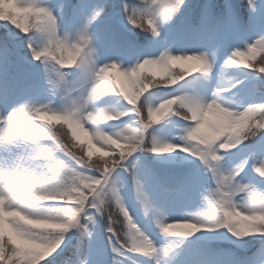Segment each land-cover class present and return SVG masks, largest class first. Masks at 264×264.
Wrapping results in <instances>:
<instances>
[{
    "label": "snow or ice",
    "instance_id": "snow-or-ice-1",
    "mask_svg": "<svg viewBox=\"0 0 264 264\" xmlns=\"http://www.w3.org/2000/svg\"><path fill=\"white\" fill-rule=\"evenodd\" d=\"M0 22V264H264V0H0ZM173 117L178 142L150 132Z\"/></svg>",
    "mask_w": 264,
    "mask_h": 264
},
{
    "label": "rangeland",
    "instance_id": "rangeland-1",
    "mask_svg": "<svg viewBox=\"0 0 264 264\" xmlns=\"http://www.w3.org/2000/svg\"><path fill=\"white\" fill-rule=\"evenodd\" d=\"M33 22H35V21H33ZM10 24V23H9ZM177 43H179L178 41H177ZM263 52L262 51H260V50H257V52L255 53V57L256 56H258L259 54H262ZM61 56H63V58L65 59V61H67V58H68V52H63V53H61V52H57L56 53V57H57V59H59ZM255 59V58H254ZM254 59L251 61V63L254 61ZM245 62H248L247 60L245 61ZM53 63H55V61H53ZM73 66H75L74 64L72 65V67ZM190 65H187L186 64V66H183V67H189ZM238 66H240V67H242V65H238ZM235 67V66H234ZM65 69H67V67H65ZM68 70V69H67ZM174 71H179L180 70V67L179 66H177V67H175L174 69H173ZM118 71V70H117ZM144 73L145 74H150V73H155L156 75H155V78L156 79H159L160 78V75H159V69H157V68H148V69H145L144 70ZM194 74V73H193ZM111 75L114 77V78H116L117 77V72H112L111 73ZM200 84L201 85H203V87H204V89L203 90H200V94L206 99L207 98V96H208V93L211 91V88H212V86L216 83V74L215 73H213V75H212V78H211V81L210 82H208V83H206L203 79H201L200 81ZM121 83L123 84L124 83V81H123V79L121 78ZM124 87H125V89L127 90V85L126 84H124ZM232 90H234V89H232ZM236 90V89H235ZM233 99H236L235 97H233ZM117 108L119 107V105H115ZM52 123H54V124H63V122H58V121H53ZM108 123V124H107ZM112 123H118V122H109V121H102V122H100V127H102V128H104V130L105 131H110V130H117V129H112V128H109V125L110 124H112ZM163 123V125H164V122H162ZM161 123V124H162ZM166 123H167V130H166V133H165V135L164 136H161V134H158L157 135V138H160V139H163V140H169V141H171V142H178V129H179V126L183 123L182 121H180V120H178L177 118H175V117H173V118H171V120H166ZM161 124H159V125H161ZM63 125H65L66 127H67V129H68V126H67V124H63ZM175 125V126H174ZM157 126V125H156ZM156 126L154 125V129H156ZM151 130V129H150ZM68 131H69V133H70V136L72 137V134H71V131L68 129ZM73 138V137H72ZM77 144H79V145H84L85 147H86V149H87V151L91 154V157H101L102 156V154H101V152H99V151H97V149L99 148V145L98 144H96L94 141H92L91 143H89V139H88V137L87 136H85L83 133H81V132H79V131H77V134H76V138L75 139H73ZM110 149L109 148H106L105 149V151H109ZM117 151H119V149H117ZM233 151V150H232ZM235 151H237V150H234V152ZM173 155H175V154H173ZM181 156H183L184 154H180ZM245 155H247V150H241V151H239V155L236 157V159H240V158H243ZM155 158V157H154ZM160 158H162V157H160ZM164 159H166V157H164ZM184 163H190V160H186V161H184ZM255 175H259L258 173H254ZM242 175H243V173H242ZM125 190V185H124V187L121 189V194H122V197H123V200H124V202H125V204H126V207L131 211V213H132V215L134 214H136L137 215V218H135L134 217V215H133V217L140 223V226L141 227H144V225H145V222H144V220H143V217H142V215H141V213H140V209H139V205L137 204V202H136V200H135V197H134V195H135V193L134 192H132V198H133V200H132V202H134L132 205H128V202H126V196H125V194L124 193H122L123 191ZM149 190H151V189H149ZM244 195V193H238L237 194V196L239 197V196H243ZM57 202H60V201H57ZM237 202H239L238 200H237ZM198 209H195V208H193L192 209V211H197ZM6 211H8L7 209H6ZM133 211V212H132ZM169 223H173V224H175L176 225V228L175 229H173V230H179V225L182 223V222H180V221H168ZM152 233H153V235L155 236L156 235V232H155V229H152ZM11 234V232H10V230L7 228V226H5V238L6 239H8V236ZM197 235H199V234H197ZM99 241H101V240H99ZM101 242H103V241H101ZM229 260V258L228 257H225V261H226V264H227V261Z\"/></svg>",
    "mask_w": 264,
    "mask_h": 264
},
{
    "label": "trees",
    "instance_id": "trees-1",
    "mask_svg": "<svg viewBox=\"0 0 264 264\" xmlns=\"http://www.w3.org/2000/svg\"><path fill=\"white\" fill-rule=\"evenodd\" d=\"M2 23H3V22H0V24H2ZM9 26H10V27H14V26H12L11 24H9ZM3 31H5V30H4V29H0V32H3ZM141 36H143V34H141ZM12 42L14 43L15 41H12ZM262 56H264V52H263L262 54H259L258 56H256L255 59H254V61L252 62V64H255L257 61H259L260 58H261ZM248 70H251V69H248ZM163 90H164V89H162V90H155V91H156V93H158V92L163 91ZM145 115H146V113H145ZM44 126H46V127H50L52 131L56 132V133L61 137V139L65 140V141H67V142H70V143H74V144H76L77 147L74 148L73 151H75L78 155L82 154V151L86 149V147H85L84 145H79V144H77V143L73 140V138L70 136V133H69V131H68V129H67V127H66L65 125H63V124H54V123H52L51 125H49V124H44ZM158 126H160V125H157V126H156V129L152 128V129L150 130V132H152V133H153L154 135H156V136H157V129H158L157 127H158ZM65 134H66V135H65ZM51 143H53V142L51 141ZM246 143H247V142H245V144H246ZM86 150H87V149H86ZM116 151H117V150H116ZM117 152H118V151H117ZM141 157H143L144 159H147V160H155V159H157V158H154L151 154H148V153H145V154L141 155ZM108 158H109V157H103V159H108ZM86 159H87V157H86ZM159 159L162 160V159H164V157L159 158ZM92 161H94V162H101V157H92ZM106 211H107V210H106ZM96 232L99 233V235L104 236L103 228L100 226L99 223L97 224ZM5 240L7 241L6 238H5ZM72 243H74V240L72 241ZM69 247H70V245H69ZM234 249H235V250H238V249H236V248H234ZM248 250H249V251H252V248H249ZM239 253H243V252H240V250H239ZM65 254H67V252H66ZM41 264H43L42 261H41Z\"/></svg>",
    "mask_w": 264,
    "mask_h": 264
},
{
    "label": "clouds",
    "instance_id": "clouds-1",
    "mask_svg": "<svg viewBox=\"0 0 264 264\" xmlns=\"http://www.w3.org/2000/svg\"><path fill=\"white\" fill-rule=\"evenodd\" d=\"M34 211H40L39 208H34L33 209ZM235 226L237 228H240V227H248L249 226V221L248 220H245V219H239L235 222ZM255 227H264V225H254Z\"/></svg>",
    "mask_w": 264,
    "mask_h": 264
},
{
    "label": "bare ground",
    "instance_id": "bare-ground-1",
    "mask_svg": "<svg viewBox=\"0 0 264 264\" xmlns=\"http://www.w3.org/2000/svg\"><path fill=\"white\" fill-rule=\"evenodd\" d=\"M183 66H186V65H183ZM148 69V68H147Z\"/></svg>",
    "mask_w": 264,
    "mask_h": 264
}]
</instances>
